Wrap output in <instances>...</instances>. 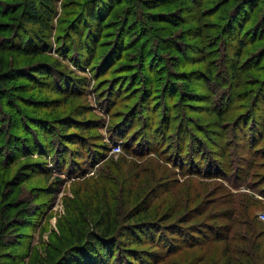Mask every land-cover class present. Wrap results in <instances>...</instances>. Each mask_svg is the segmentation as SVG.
I'll return each instance as SVG.
<instances>
[{
	"label": "rangeland",
	"instance_id": "obj_1",
	"mask_svg": "<svg viewBox=\"0 0 264 264\" xmlns=\"http://www.w3.org/2000/svg\"><path fill=\"white\" fill-rule=\"evenodd\" d=\"M75 1L37 38L0 0V264H68L101 219L118 264L263 257L214 235L264 230V0H114L98 30Z\"/></svg>",
	"mask_w": 264,
	"mask_h": 264
},
{
	"label": "trees",
	"instance_id": "obj_2",
	"mask_svg": "<svg viewBox=\"0 0 264 264\" xmlns=\"http://www.w3.org/2000/svg\"><path fill=\"white\" fill-rule=\"evenodd\" d=\"M32 1H37L34 2L33 5H29L25 7V12L23 15H25V20L26 22H29L33 25H38L40 26V33H37L39 36L37 38H42L43 32L41 30H45L47 27L48 20L51 18V12H50V7L52 6V2L55 0H32ZM75 1L74 8H77L73 10V14L70 16H77V22L80 20L84 21V23L92 30H98L101 29V21L103 22L106 17L108 16L109 13H111V10L113 6H115L117 3L114 2V0H95L94 2H97V4H94L91 2V0H81L80 2ZM67 4V3H66ZM68 6V5H67ZM72 7V8H73ZM108 7L107 13H105L104 17L100 14L104 11V8ZM103 14V13H102ZM79 18V19H78ZM102 18V19H101ZM244 24V23H243ZM200 32L196 29L194 30ZM32 37H30L31 40ZM240 44V42H239ZM79 45L82 44L79 43ZM33 46V45H32ZM28 46L27 48L17 46L19 50L22 51H34L35 47ZM43 75H36V77L42 78ZM77 86V85H76ZM78 88V87H77ZM69 123H64V128L66 129L69 127ZM69 137L70 135H66ZM70 138V137H69ZM230 211H233L232 208L230 207L229 211H226L224 213H227L229 219H233V215H230ZM240 220H235L233 219L234 223H238L239 226H241L246 232V233H240L237 231V228L231 232L230 228L232 229L233 224L231 227L229 225L225 226V229H228V232L226 231L224 234L216 233L214 235V238L216 240H222L224 242H231L232 240H238L239 238H242V243L246 244L248 248L251 247V245L255 242V239L257 237H260L261 241H264V239H261L262 237L264 238V230L260 231V229H256V221L254 220L253 217H251L248 213L242 214ZM101 219L100 222V229L97 231H91L89 234L88 240L84 245V242H77L74 244H71V246L67 250H73L74 248H83V252L79 251L76 249V251H79V253L75 254V258L70 260L68 264H118V259L116 260L113 258L112 255V249H113V241L110 239V232H109V225L104 223ZM261 221V220H260ZM264 222V221H261ZM175 230H171L172 232H177V224L176 227H173ZM143 229V230H142ZM141 230L144 233V235L149 233V236L152 234V230L147 231V228L143 227ZM244 237H240L239 235ZM93 235L95 237H93ZM248 235V236H247ZM189 237H192L191 235H186ZM123 239L118 240L117 245L119 243L123 242H130V239ZM214 238H211L214 240ZM133 240V239H132ZM128 244V243H126ZM193 244V243H192ZM122 246V245H121ZM193 246V245H192ZM124 247V246H122ZM261 248V243L256 242V248L255 250H258ZM226 251H224L226 257H230V259L236 263V264H264V256L256 255L255 253H246V251H242V246L240 247V251L237 249H234L233 247H230L229 244L225 245ZM81 250V249H80ZM242 253V255L238 256L237 254Z\"/></svg>",
	"mask_w": 264,
	"mask_h": 264
},
{
	"label": "built area",
	"instance_id": "obj_3",
	"mask_svg": "<svg viewBox=\"0 0 264 264\" xmlns=\"http://www.w3.org/2000/svg\"><path fill=\"white\" fill-rule=\"evenodd\" d=\"M117 148H118V146H117ZM257 217H258L260 220L264 221V211H260V212L258 213Z\"/></svg>",
	"mask_w": 264,
	"mask_h": 264
}]
</instances>
